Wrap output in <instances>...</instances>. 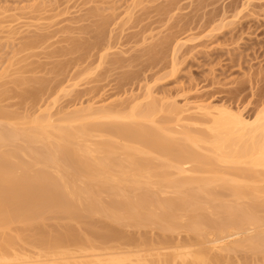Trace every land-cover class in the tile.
I'll list each match as a JSON object with an SVG mask.
<instances>
[{
    "label": "bare ground",
    "instance_id": "bare-ground-1",
    "mask_svg": "<svg viewBox=\"0 0 264 264\" xmlns=\"http://www.w3.org/2000/svg\"><path fill=\"white\" fill-rule=\"evenodd\" d=\"M155 105L19 122L0 110V264H264L263 109L250 121L196 105L212 119L200 146Z\"/></svg>",
    "mask_w": 264,
    "mask_h": 264
},
{
    "label": "rangeland",
    "instance_id": "rangeland-1",
    "mask_svg": "<svg viewBox=\"0 0 264 264\" xmlns=\"http://www.w3.org/2000/svg\"><path fill=\"white\" fill-rule=\"evenodd\" d=\"M232 2L0 0V110L18 121L50 111L69 118L90 106L119 115L155 103L152 119L196 141L212 135L211 117L196 105L251 121L264 111V0ZM34 35L43 40L24 48ZM73 41L83 45L65 52ZM171 106L185 112L179 118ZM79 120L72 124L86 122Z\"/></svg>",
    "mask_w": 264,
    "mask_h": 264
}]
</instances>
